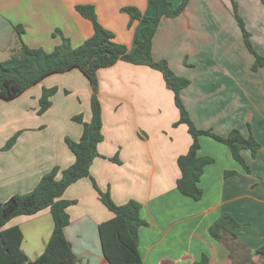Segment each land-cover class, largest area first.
<instances>
[{
  "label": "crops",
  "instance_id": "crops-1",
  "mask_svg": "<svg viewBox=\"0 0 264 264\" xmlns=\"http://www.w3.org/2000/svg\"><path fill=\"white\" fill-rule=\"evenodd\" d=\"M169 1L177 6L182 0ZM235 1L254 48L264 55V4ZM84 4L95 7L100 23L128 50L141 37L144 23L134 20L129 25L130 16L122 8L156 14L150 0H0V62L17 47V26L24 29L22 38L29 47L52 51L63 37L73 48L80 47L93 34L92 22L76 10ZM152 54L191 80L181 96L199 128L226 136L236 127L261 142L255 156L250 149L242 150L251 171L243 169L225 144L201 135L198 155L214 159L200 178L202 198L181 194L177 159L193 138L185 123L174 126L180 117L174 93L160 71L119 60L97 72L104 138L90 168L92 176L100 188L109 189L115 203L134 199L142 204L141 215L148 222L139 231L143 264H191L204 254L209 264H233L226 243L209 233L224 212L246 224L237 229V241L250 253L238 249L235 259L264 264V257L253 253L264 244V67L252 70L254 56L236 21L233 0H189L180 15L161 20ZM53 86L58 91L50 98L52 105L38 114L43 88ZM92 93L86 75L73 68L48 75L14 99L0 98V202L31 191L55 165L63 169L74 163L65 138L80 140L83 125L72 116L82 113L85 121L91 120ZM19 131L14 145L3 150ZM114 156L120 162L111 160ZM226 171L236 173L225 176ZM62 198L76 201L67 207L70 223L65 227L76 264H109L98 227L114 213L99 199L91 178L71 184ZM12 226L22 229V249L34 259L43 252L54 221L45 208L5 225Z\"/></svg>",
  "mask_w": 264,
  "mask_h": 264
},
{
  "label": "trees",
  "instance_id": "trees-1",
  "mask_svg": "<svg viewBox=\"0 0 264 264\" xmlns=\"http://www.w3.org/2000/svg\"><path fill=\"white\" fill-rule=\"evenodd\" d=\"M156 9L155 16H146L135 6H126L122 11L134 20H141V37L135 39L132 50L115 41V34L105 28L99 21L96 9L91 4L76 5V10L93 25V34L84 43L73 48L69 39L63 37L62 43L52 51L29 47L23 40L24 29L16 27L17 47L11 50L8 58L0 62V98L11 100L21 95L29 87L39 83L53 73H62L73 68H79L89 79L93 93L91 96L92 117L85 121L82 113L72 116V119L83 125L80 140L66 137L68 147L75 154L74 163L61 169L55 165L46 172L38 184L29 192L15 193L5 201L0 202V264H76L77 256L65 234V227L70 223L67 207L75 200L62 198L65 190L84 177H90L102 203L114 213V217L99 224L98 231L102 252L109 264H143L139 252V231L148 222L142 217V204L131 199L125 204H117L112 199L109 189L103 190L91 174L90 168L97 156L98 144L103 140L102 104L98 95V69L114 65L123 60L137 65H147L163 75L166 86L174 93V101L179 109L180 117L174 126L185 123L192 135L193 141L184 154L179 155L177 162L181 176L177 180L178 191L194 200H200L203 190L199 185L200 178L207 164L214 162L210 156H199L201 147L200 136L207 135L225 144L232 157L246 172L251 171L242 150L250 149L255 156L262 147L261 142L253 133L245 136L239 128H233L228 135L222 136L211 129L199 128L194 122L181 96V91L190 85L191 80L174 72L166 59H155L152 54L153 39L164 17H176L186 8L189 0H182L174 6L169 0H150ZM264 4V0H260ZM234 15L241 29L246 47L254 56L252 70L264 67V55L253 46L251 33L246 27L244 18L238 12V4L233 0ZM58 91L57 86L44 87L40 97L38 114L44 113L51 105V96ZM68 93V90H65ZM20 131L10 137L3 150L10 149L16 142ZM120 162L117 156L111 158ZM61 172V177L57 178ZM236 171H226L225 176ZM50 208L54 227L46 242L43 252L31 259L22 249L23 232L19 226L6 228L5 225L19 215H33ZM246 224L239 223L231 213H222L209 227L210 235L218 241L226 243L233 264H254L251 260L238 261L234 254L236 250L250 253L246 246L237 241V229ZM253 253L264 257V244ZM252 256V252H251ZM191 264H209L207 255Z\"/></svg>",
  "mask_w": 264,
  "mask_h": 264
}]
</instances>
